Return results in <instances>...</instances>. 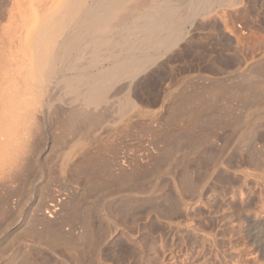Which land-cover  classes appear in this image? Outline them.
<instances>
[{"label": "rangeland", "instance_id": "1", "mask_svg": "<svg viewBox=\"0 0 264 264\" xmlns=\"http://www.w3.org/2000/svg\"><path fill=\"white\" fill-rule=\"evenodd\" d=\"M261 6L235 22L243 44L216 40L214 50L183 52L179 61L169 54L170 66L147 86L167 76L164 86L175 81L182 98L197 94L176 115L151 104L146 86L141 101L159 121L145 111L119 132L108 126L67 143L55 119L40 123L28 161L8 167L15 177H0V264H264ZM240 61L245 76L213 101L210 89Z\"/></svg>", "mask_w": 264, "mask_h": 264}, {"label": "bare ground", "instance_id": "2", "mask_svg": "<svg viewBox=\"0 0 264 264\" xmlns=\"http://www.w3.org/2000/svg\"><path fill=\"white\" fill-rule=\"evenodd\" d=\"M257 4H262V8L264 0H0V177L5 179L11 175L9 169L17 167L20 161H28L27 155L32 153L27 152L38 137L35 134L39 124L53 122L52 118L62 128L61 133L64 130L70 134L63 132L66 143L67 136L80 142L86 140L87 133L91 135L92 131L108 126H112L114 133L128 128L135 116L149 109L141 96L157 71L170 66L169 54L175 53L179 61L178 54L183 52L195 56L210 48L214 50L216 40L226 45L235 40L242 43L243 28L239 29L235 22L250 16V7ZM261 8L256 9L261 12ZM241 61L234 75L225 74L226 70L221 72L225 75L218 78L220 82L215 89L212 87V92L210 89L211 99L218 100L221 94L224 97L231 87L228 82L244 75ZM171 75L168 76H176ZM166 78H160L161 83L157 78L158 85L147 87L154 95L149 102L171 117L194 94H187L190 99L185 95L182 98L174 81L179 76L164 86ZM238 85L233 89L242 90ZM200 106L193 112L198 113ZM150 111L148 115L159 121L158 116L155 118L158 113L153 115ZM160 115L159 119L164 117ZM86 152H81L85 160ZM93 157L87 158L92 162Z\"/></svg>", "mask_w": 264, "mask_h": 264}]
</instances>
